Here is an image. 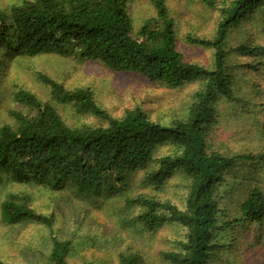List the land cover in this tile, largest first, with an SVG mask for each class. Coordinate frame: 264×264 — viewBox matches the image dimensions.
Instances as JSON below:
<instances>
[{
    "label": "trees",
    "instance_id": "16d2710c",
    "mask_svg": "<svg viewBox=\"0 0 264 264\" xmlns=\"http://www.w3.org/2000/svg\"><path fill=\"white\" fill-rule=\"evenodd\" d=\"M129 1L23 0L0 11V52L98 61L169 88L199 83L185 113L167 125L141 109L118 119L89 89L69 90L41 77L52 102L17 90V108L9 112L13 124L0 127V180L53 192L70 186L98 198L127 189L136 171L152 165L144 180L152 193L125 204L138 211V231L155 235L172 224L185 230L172 249L160 251L165 264H264V0H201L218 12L214 35L187 41L213 50L211 66L183 59L167 0H149L156 18L138 30ZM54 104L107 125L71 127ZM243 131L259 135L258 151L243 149ZM167 144L171 151L156 157ZM173 175L186 188L182 208L156 195ZM30 202L27 195L9 194L0 205L2 222L44 227L50 232L48 263L68 264L71 242L57 239L53 216L37 213ZM118 264L148 260L129 248L118 254Z\"/></svg>",
    "mask_w": 264,
    "mask_h": 264
},
{
    "label": "rangeland",
    "instance_id": "374dc122",
    "mask_svg": "<svg viewBox=\"0 0 264 264\" xmlns=\"http://www.w3.org/2000/svg\"><path fill=\"white\" fill-rule=\"evenodd\" d=\"M22 1L0 0V11L8 13L12 5ZM167 8L175 23L177 50L183 59L211 66L213 50L190 44L187 38H211L218 12L201 0H167ZM127 11L136 30L147 20L156 18V9L149 0H130ZM238 35V38H243L242 33ZM41 77L52 79L69 90L89 89L98 105L114 118L120 119L127 111L141 109L151 120L163 125L184 114V108L201 87L199 83H190L169 88L158 82H149L141 75L112 71L98 61L54 54L19 57L0 52V127L13 124L9 112L17 108L13 98L17 90H26L42 101L52 102L50 89ZM54 106L71 127L107 125L102 119L78 114L72 106ZM224 133L229 131L224 129ZM240 139L243 149L258 151L263 145L259 135L248 136L245 131ZM226 143L230 144L229 141ZM170 151V145H163L157 150L156 157ZM152 168L151 165L136 171L127 189L98 198L80 195L70 186L53 192L2 178L0 205L9 194L27 195L37 213L53 216V232L57 239L72 244L68 264H118V254L129 248L141 250L148 264H165L159 258L160 251L172 249L176 241L183 239L185 230L172 224L155 235L138 231L133 227L138 211L127 208L125 204L128 198L152 193V188L144 183L147 172ZM182 184V179L173 175L156 195L172 200L182 208L186 194ZM49 233L34 223L6 225L0 216V259L7 264H49ZM260 253L264 254L263 251Z\"/></svg>",
    "mask_w": 264,
    "mask_h": 264
}]
</instances>
